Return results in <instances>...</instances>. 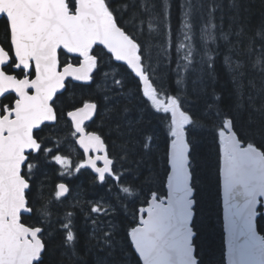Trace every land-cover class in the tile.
Instances as JSON below:
<instances>
[{
    "label": "snow or ice",
    "instance_id": "1",
    "mask_svg": "<svg viewBox=\"0 0 264 264\" xmlns=\"http://www.w3.org/2000/svg\"><path fill=\"white\" fill-rule=\"evenodd\" d=\"M171 8L0 0V264H264V13Z\"/></svg>",
    "mask_w": 264,
    "mask_h": 264
},
{
    "label": "trees",
    "instance_id": "2",
    "mask_svg": "<svg viewBox=\"0 0 264 264\" xmlns=\"http://www.w3.org/2000/svg\"><path fill=\"white\" fill-rule=\"evenodd\" d=\"M153 2L159 5V0H153ZM200 2L205 4V12H206L207 0H200ZM180 3H181V0H171V4H172L171 23L174 29L179 28L180 26V16H181ZM196 3H197V0H193V4H196ZM225 3H227V0H225ZM251 7H252L253 13L256 15L257 18L260 16V14L264 13V4L261 3V0H251ZM217 15H219V13ZM196 16H197V23H198L199 17H200L199 10H196ZM205 18H206V15H205ZM74 83L79 84L80 82H74ZM74 92H75V97L79 99L80 94H81L80 89L76 88L74 89ZM68 95L69 94L66 93V96ZM67 135H68V132L67 130H65L63 132H60L58 135H55L54 140H61ZM80 152L81 151L78 149L77 145L69 143L64 154L69 155L70 158L73 160V163H76L81 159L79 155ZM212 164H213V167L211 170V177L208 180V199H209V208H210V216H211L210 224L213 228V237H214L215 243L218 248L221 243L222 236H223V204H222L221 193L219 189L217 188L214 158H213ZM83 171H84V175L80 176L78 179H75L74 183L84 184L85 187H87L90 176L94 174H92L89 170H83ZM53 179H55V176H53Z\"/></svg>",
    "mask_w": 264,
    "mask_h": 264
},
{
    "label": "water",
    "instance_id": "3",
    "mask_svg": "<svg viewBox=\"0 0 264 264\" xmlns=\"http://www.w3.org/2000/svg\"><path fill=\"white\" fill-rule=\"evenodd\" d=\"M78 146V145H77ZM79 148V147H78ZM81 152H82V150L81 149H79ZM89 171H91V170H89Z\"/></svg>",
    "mask_w": 264,
    "mask_h": 264
}]
</instances>
